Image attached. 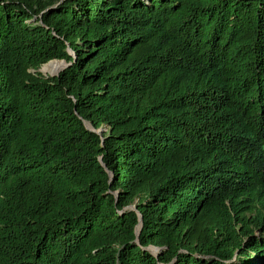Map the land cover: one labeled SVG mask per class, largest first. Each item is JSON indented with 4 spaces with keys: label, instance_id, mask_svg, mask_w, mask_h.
I'll list each match as a JSON object with an SVG mask.
<instances>
[{
    "label": "trees",
    "instance_id": "trees-1",
    "mask_svg": "<svg viewBox=\"0 0 264 264\" xmlns=\"http://www.w3.org/2000/svg\"><path fill=\"white\" fill-rule=\"evenodd\" d=\"M0 264H264V0H0Z\"/></svg>",
    "mask_w": 264,
    "mask_h": 264
},
{
    "label": "water",
    "instance_id": "water-1",
    "mask_svg": "<svg viewBox=\"0 0 264 264\" xmlns=\"http://www.w3.org/2000/svg\"><path fill=\"white\" fill-rule=\"evenodd\" d=\"M54 60H58V59H54ZM54 60H51V61H54ZM51 61H49V62H51ZM62 63H63V66H62V68L58 71V72H56V73H53L52 75H57L66 65H67V63H66V61L65 60H60ZM87 124V126L89 127V128H91V129H93L92 128V126L89 124V123H86ZM103 130H105V129H98L97 131L98 132H101V131H103ZM130 208H133V209H136V206L135 205H131V206H129ZM141 228H142V216L140 215V224L138 225V227H137V234H139L140 233V230H141ZM154 251L156 252V253H158V251H159V248H154Z\"/></svg>",
    "mask_w": 264,
    "mask_h": 264
},
{
    "label": "bare ground",
    "instance_id": "bare-ground-1",
    "mask_svg": "<svg viewBox=\"0 0 264 264\" xmlns=\"http://www.w3.org/2000/svg\"><path fill=\"white\" fill-rule=\"evenodd\" d=\"M63 66V63L61 61H51L45 65L43 68L44 71L48 73H56L58 72Z\"/></svg>",
    "mask_w": 264,
    "mask_h": 264
},
{
    "label": "rangeland",
    "instance_id": "rangeland-1",
    "mask_svg": "<svg viewBox=\"0 0 264 264\" xmlns=\"http://www.w3.org/2000/svg\"><path fill=\"white\" fill-rule=\"evenodd\" d=\"M55 61H60V60H55ZM48 63H49V62H48ZM46 64H47V63H46ZM46 64H44L39 70H40L42 73H44V74H53V73H48V72H46V71L43 70V68L45 67Z\"/></svg>",
    "mask_w": 264,
    "mask_h": 264
}]
</instances>
